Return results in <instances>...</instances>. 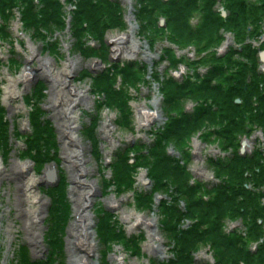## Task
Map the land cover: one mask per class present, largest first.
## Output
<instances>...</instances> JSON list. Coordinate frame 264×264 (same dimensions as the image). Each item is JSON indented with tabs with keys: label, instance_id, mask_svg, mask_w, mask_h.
<instances>
[{
	"label": "rangeland",
	"instance_id": "1",
	"mask_svg": "<svg viewBox=\"0 0 264 264\" xmlns=\"http://www.w3.org/2000/svg\"><path fill=\"white\" fill-rule=\"evenodd\" d=\"M113 1L122 6L126 24L124 23L122 29L106 33L109 56L121 65L137 62L140 68L135 79H130L129 85L124 75L117 78V83L114 84L125 92V105L130 106L131 113V118L127 120L121 119L116 109L106 108L101 98V89H96L91 80H84L85 70L89 69L98 75L105 72L106 66L97 59L98 57L88 60L83 57L79 43L70 29V21L64 18V28L43 24L39 32H36L34 26L28 27L24 24L23 12L28 8L22 5L21 0L14 4L11 16L6 13L0 16V29L6 30V34H0V100L6 133L12 137L11 140L7 139L6 144H0L3 168L19 161L30 164L33 175L40 178H46L45 174L50 168L56 169L58 176L56 182L47 180L34 192L41 196L45 203L42 219L37 224V233L42 243L38 253H35L28 242L22 218L14 208L17 185L12 179H1L0 226L3 230L0 231V264H50L52 260V264L70 262L69 227L75 216L70 194L72 185L62 155L61 135L56 130L54 113L50 110L52 83L46 76L44 66L53 65L58 71L64 64L71 62L76 64V70L69 82L86 92L92 104L80 106L83 108L79 111L86 112L84 122H81L84 125L81 128L80 124L77 130V137L81 142L84 141L87 152L85 168L88 174L85 180L98 185V192L94 194L90 209L96 246L92 253H89V259L94 264H185L188 261H191V264H219L220 252L207 241L219 240L216 247L220 248L223 243L221 237L229 242L239 243L240 249L259 258L264 254V81L258 77V71L264 70V65L256 58L253 79L246 76L247 85L243 88L248 90V96L251 88V91L259 92L257 96L263 97H253L249 105H246L245 101L243 105H237L239 117L226 118L222 112H217L221 113V116L214 120V124L194 123L190 131L184 132L181 130V123L186 118L194 119L200 110L211 115L212 108L226 105L232 100L233 92L242 88L238 82L235 84V76L239 74L231 72L242 60L237 59L231 52L242 50L244 47L237 42L234 34L226 35L227 41L222 45L217 40L210 39L209 35L201 41H191L186 30H202L205 8L203 0H197L201 12H177L180 16L178 22L182 21L179 27L168 22H164L162 26L158 25L159 19L166 17L168 6L174 0H164L166 6H162L163 11H155L138 0ZM62 3L66 14L70 15L71 6L66 0H62ZM148 4L151 5L149 2ZM34 6L37 11L44 8L40 0H35ZM214 10L219 14L221 12L217 5ZM142 14L148 16L153 25L142 22ZM133 29L134 33H130ZM129 33L134 36L132 43L124 42ZM258 35L259 40L262 34ZM119 40H122V44L127 43L124 48L137 46V57L127 60L115 56L114 44H119ZM257 41H248L247 45L259 51L261 45ZM83 42L86 47L92 49H97L100 45L93 36L84 37ZM230 55L235 60H230ZM141 65H144L142 69ZM26 73H30L33 78H28L30 75ZM25 77L27 81H23ZM249 80H253L251 84ZM11 81H21L18 85L20 97L15 102L7 101L5 95ZM171 82L179 87L189 86V90L178 96L174 93L175 87ZM40 88L42 93H39ZM196 91L198 94L193 96ZM173 102H180V107L170 110L168 103L171 105ZM146 105L149 106L147 111L150 110L155 116L150 122L140 121V107ZM37 115H42L46 123L52 124L56 135L53 136L56 148L47 155L42 169L28 156L33 144L29 139L34 137L33 119ZM107 118L111 120L109 128L104 126ZM94 121H97V126L92 132ZM177 131L183 135H177ZM182 136L184 140L180 139ZM244 144L246 147L243 149ZM198 149L201 150L200 153ZM242 150L245 151V156L253 155L254 158L245 161L240 156ZM163 154L171 158L178 171L174 170L175 174L183 173L175 178L183 179H164L167 181L160 187V191L153 172L159 167L158 159ZM125 161L127 164L124 163L117 169ZM212 161H216V166ZM234 162L242 167L245 172L243 177L225 171ZM164 168L165 165L160 167L159 171L162 169L168 174L169 169ZM115 174L119 175L120 186L114 184ZM142 174L144 181L140 180ZM62 180L66 183L65 186L62 185V188L65 187V197L58 195V189H54ZM172 183L179 186L172 185L170 192L168 186ZM221 184L224 188L212 192L214 187ZM166 186L168 191L163 189ZM225 188L240 191L241 200L234 205L227 203L217 210L215 205L222 199L218 192ZM178 191L180 194L176 196ZM195 200L202 202L204 212L214 209V223L219 225V230L209 228L202 235L206 240L198 245L197 251L192 256H186L175 251L176 246L168 233L169 219L160 207L163 202H167L169 207L172 205V209L177 207L178 212L174 213V217L181 218L179 211L187 213ZM61 201L63 204H60ZM112 202L119 203V206L111 204ZM65 206L68 209L67 217ZM131 213L145 219L148 224H155L152 229L128 224L124 218L126 214ZM194 224L193 221L183 219L176 226L189 231ZM7 227H11V234ZM108 227L112 228L109 237H106L107 232L102 234V230ZM118 230H122L129 240L124 245L116 239ZM150 235L156 238L152 242L149 240ZM107 239H111L108 245ZM260 260L258 259V264Z\"/></svg>",
	"mask_w": 264,
	"mask_h": 264
},
{
	"label": "trees",
	"instance_id": "2",
	"mask_svg": "<svg viewBox=\"0 0 264 264\" xmlns=\"http://www.w3.org/2000/svg\"><path fill=\"white\" fill-rule=\"evenodd\" d=\"M40 1L42 2V5L44 6V8L41 9V11H37L34 6L35 0H21L22 5L23 6L25 5V7L28 8L27 10L23 12L24 24L28 27L34 26V29L36 32H39L43 24L46 26L53 25L58 28H64L65 15L63 12V4L61 0H40ZM139 1L140 3H145V5L150 6L152 9H155V11L156 9L163 11L162 3L160 2V0H139ZM148 2L152 6L149 5ZM214 3H215V0L205 1V4L207 7H212ZM231 3L232 5L230 3L229 5L232 6L231 12L232 14H234L235 17H230L228 24L223 25V23L218 18H214L213 20L205 19L204 28L200 32L194 33L189 28L186 30L188 33V36H190L191 41L192 40L196 41L199 39L201 41L206 35H209L210 37H212L214 34L218 33V30L221 27L225 28L226 26L227 28L234 29L233 26H235V28H238L239 26L235 22L237 21L235 20L236 13H239L241 14V16L246 17L247 20L249 21L252 20L254 17H257L258 12L260 15H264V3H262V6L256 9L255 11L252 9L250 5L245 4V2L242 0H232ZM14 4H18L17 0H0V16L5 13L11 16L13 12L12 10L14 9ZM176 4L177 6L175 4L171 5V8H169V11L167 12L165 16L168 18L169 24L175 23L179 27L182 21L180 20L178 22L177 19L178 18L180 19V16L177 12L184 13V14L189 13V11L192 12L196 8V2L190 1V3L186 5H182L180 4V2ZM74 6L77 8V11L74 13L72 31H73V36L75 40H77L79 43V46H80L79 50L81 51V54L85 58L98 57V59L106 63L108 61L109 56H108L107 44L105 41V35L108 31L122 29L124 27L123 9L121 8L120 5L113 3L110 0H78L77 4L74 3ZM141 19H142V22H146V23L152 22L151 19L148 18V16L143 15V14H142ZM186 23H187V20H186ZM150 25H153V23H150ZM183 29H185V26L183 27ZM3 32L6 34V30L0 29V34H2ZM86 36H93L96 41H99L100 45L98 49L91 50L90 48L84 45L83 39ZM180 36L183 37L182 34H180ZM247 59L249 61V64L252 65V67L251 69H249V66H246L245 64H242V65L237 64V67L240 66V68L236 69V71L234 72V73L239 74V76H235V78L237 79L235 83L236 85H237V82L238 84H245L246 76L253 77L254 69H256L254 53L249 52V55L247 54ZM213 71L215 72L216 69H213ZM117 75H124L126 77V83L129 85V83L131 82L130 79L133 78L134 80L135 79L134 77L137 76V72L134 69H130L129 66L127 68L125 67L122 68L120 66L113 65L107 68L105 72L99 74L98 76H93L89 72L85 71L84 80L91 79L94 83L95 88L97 89L98 87L101 89L100 91V94L102 95L101 98L104 100L106 108L116 109L119 112L121 119L127 120L131 118L130 106L127 107L125 105V96H124L125 92L117 91L116 85H114L115 83H117V79H116ZM112 81H114V83H111ZM234 81L235 79H233V82ZM135 82H137V80ZM171 84L174 85L175 90H176L178 85L175 84L174 82H171ZM41 88H44V87L41 86ZM183 88H186V91L189 90V86H186ZM42 91L43 90L41 89L39 93H42ZM257 95L258 93L257 94L252 93L250 96H247L244 99L246 105L250 104L252 97L254 96L258 97ZM122 104H124L125 107ZM223 106L231 107L230 103H226V105H223ZM0 110H1L0 129H3L4 131L7 132L6 124L3 119L4 111L1 107V101H0ZM225 114L228 115L226 118H234V117L240 116L239 115L240 112H238L237 105L231 107L229 111L225 112ZM194 117H195L194 119L186 118L181 123V130H183L184 132L186 130L190 131L193 128L194 123L196 125H198L199 123H202L203 125L209 122L211 124L215 123L214 120H210L205 123V121L208 120L209 115L206 114L205 111L203 110H200ZM196 119L199 121L197 122ZM231 122L233 123L234 120H231ZM231 122L230 124H232ZM33 123H34V137L29 139V140H32L33 142V144L31 145V149H30L31 150L30 155L32 159H35L37 161V166H39L42 169V165H44V163H46L47 161V155L50 154V152L52 150H55L56 148V144L53 141L54 131H53L52 126L49 123H46V120L44 117H42V115H37L36 118L33 119ZM96 126H97L96 124L92 125V128H91L92 132L95 130ZM177 135H183V134L180 131H177ZM221 138L222 137H220V139ZM180 139L184 140V136H182ZM41 141L43 142L40 143ZM6 142H7V139H5L3 143L6 144ZM215 162L216 161H212V164L214 166H216ZM124 163L127 164V161L121 163L117 169L123 166ZM158 164H159V167L156 170H154L153 173L155 175L154 180L156 184L157 182L159 183L158 189L160 191H161L160 187L164 186L165 181L170 180L171 178L173 180H178V181L183 179V178H177V179L175 178L178 175H183V173L181 172L176 173V174L174 173V170L177 171L176 167L171 161V158H169L165 154L159 157ZM164 165H165L164 170L169 169L168 174L164 173L162 169L159 171L160 167ZM232 165L226 168L225 171H230L232 175L234 176L241 175L243 177L245 172L241 169L242 167H240L238 163H235L233 166ZM128 168L129 167L127 166V171H128ZM166 175H168L169 177L165 178ZM164 179H167V180H164ZM232 180L238 184V182L233 177H232ZM118 183H120L119 175L115 174L114 184L120 186ZM65 184H66L65 181L62 180L59 187L57 188L58 195L62 194L65 197V187L62 188L63 187L62 185L65 186ZM172 185L179 186L178 184L172 183L171 185L168 186L170 188V192H171ZM222 188L224 187L222 186L221 188H217V189H222ZM163 189L164 191L165 190L168 191L167 186L164 187ZM215 190L216 189L214 188L212 192H214ZM218 193L221 195L222 199L220 200L218 204L215 205L217 210H220L221 207H223V205H226L227 203L229 205H234L240 202L241 196H242L240 191L238 192L235 190L232 191L227 188L223 189L221 192H218ZM179 194H180V191L177 192L176 196H179ZM60 204H63L62 201L60 202ZM65 209H66L65 217H67V214H66L68 212L67 206H65ZM160 209L161 211H163L165 216L168 217L169 219L170 227L168 229V233L170 235V238L175 243V246H176L175 251H178V253H181L183 255L192 256L197 251L198 245L202 241L206 240V237L202 235L209 228H214V229L219 230V225L214 223V216H215L214 209L212 208L211 212H208V211L204 212V206L202 205L201 201L195 200L192 207L189 208L187 213L179 211V214L182 215L181 218L174 217V213L178 212V208L174 207L172 209V205L171 207H169L167 202H163ZM217 217L219 220H221L219 216ZM183 219H188L195 223L191 230L186 231L182 229L181 227L176 226V224L181 223ZM111 228L112 227L105 228L104 230H102V234H105L107 232L106 237H109V231L111 230ZM116 233H117L116 239L118 240V243L124 245L129 241L127 237L124 235V233L122 232V230H118L116 231ZM218 235H214V236H218ZM221 238L223 240V243L220 246V248L216 247L219 240L210 239L207 241L209 244H211V246H213L217 251L220 252L219 264L220 263L221 264H228V263L229 264L230 263L231 264H258V259H261L259 261V264H264V254L261 255L259 258H257L254 255L247 253L245 250L240 249L239 243H232V242L227 241L223 237ZM110 243H111V239H107L106 245ZM53 262L54 261L52 260L50 264H52ZM185 264H191V261L185 262Z\"/></svg>",
	"mask_w": 264,
	"mask_h": 264
},
{
	"label": "bare ground",
	"instance_id": "3",
	"mask_svg": "<svg viewBox=\"0 0 264 264\" xmlns=\"http://www.w3.org/2000/svg\"><path fill=\"white\" fill-rule=\"evenodd\" d=\"M70 6H71V14L72 19H70V15L66 14L65 7L63 5V12L65 15V19L71 22L70 29L72 31V24L74 20V13L77 11V8L74 6V3L77 4L78 0H66ZM217 7L222 8L221 11H223L224 5H227L222 0H218L216 2ZM67 17V18H66ZM68 27V26H67ZM132 29V27H131ZM134 33V29L132 32ZM130 33L125 37L124 42H131L133 40L132 35ZM118 40V39H117ZM115 41V40H114ZM107 43V42H106ZM119 44H114V55L120 56L121 58H127V60H133V58L137 57V53L139 52V48L135 45H132L133 47L124 48L127 43L122 44V40L118 41ZM35 54V53H34ZM133 57V58H132ZM33 59V58H32ZM35 59L37 60L36 56ZM137 62H132L128 64L130 69H134L136 72L140 71L139 67L137 66ZM76 64L74 63H68L64 64L62 66V69L55 70V66L53 65H45L44 69L46 72V76L49 79V82L52 83V93L50 95V110L54 113V118L56 121V130L61 135V141H62V155L65 160V166L68 170V173L70 175V181H71V200L74 203L73 208V216H74V222L70 224L69 232H70V240H69V253H70V262L69 264H94L91 259H89V253L91 254L96 246L95 239L93 237L92 233V215H91V205L93 203V197L96 192H98V185L95 183H89L85 180L86 174H88V171L85 168V158H86V147L84 145V141H80V139L77 137V130L78 128H82L84 123V116L85 112H80L79 109L83 108L80 107L83 106H91L88 95L83 90L73 86L70 84V79L74 75V71ZM104 65H107V63H104ZM241 65V64H240ZM239 67H234V69H239ZM56 72V73H54ZM124 73V72H123ZM27 75H30V73H26ZM123 75H117L116 79L120 78ZM28 77V76H27ZM27 77H25V80L27 81ZM32 75H30L28 78H31ZM33 78V77H32ZM21 82V81H20ZM18 81H11V85H9L6 88V100L9 102H15L20 96L18 93ZM264 86V84H262ZM57 86H61L59 89ZM244 88V87H243ZM243 88L239 90H235L232 94V100L229 102L231 107L235 105H241L239 103L243 104L244 97L248 94V90H244ZM117 91L124 92L122 89L116 87ZM256 93V91H250V93ZM175 94L181 95V93H186V88H183L182 86H178L176 90L174 91ZM198 92L196 91L193 96H196ZM166 98V97H164ZM166 100V99H165ZM167 101V100H166ZM171 101V100H170ZM180 107V102L175 103L173 102L171 105L168 103V108L170 110L177 109ZM229 106H217L216 108L211 109V114L208 117L207 121L210 120H217L221 116L222 112L226 117L228 116L225 114L226 111H229L231 108ZM149 108L148 105L140 107L139 110V116L140 121L142 122H150L154 119V114L151 113V111H147ZM17 109V108H16ZM85 109V108H84ZM15 112V110H14ZM16 113V112H15ZM97 122V121H94ZM81 124V125H80ZM97 124V123H93ZM92 124V125H93ZM106 124V125H105ZM104 126H108L111 124V120L107 118V121L105 122ZM80 125V127H79ZM109 128V126L107 127ZM110 131V130H109ZM55 135V132H54ZM5 139L11 140L12 137L8 136L6 131L3 129H0V142H4ZM90 142L93 145V141L90 138ZM96 140V139H95ZM200 153V149L197 150ZM29 157H31L28 154ZM32 158V157H31ZM12 164V165H11ZM8 168H3L4 163L0 159V181L1 179H12V181L15 182L17 185V190L15 192L16 197V203L14 205V208L16 212H18L20 218H22V225L23 229L27 235V240L33 247L35 253H38V250L41 247V238L39 234L37 233V224L42 219L43 214V208H44V201L41 196H38L37 193H34L36 188L39 185H42L45 181H47L48 172L45 174L46 178H40L36 175H33L32 168L30 164L27 163H21L19 161H15L11 163ZM49 173L54 178L55 175V169L50 168ZM146 176V174H145ZM144 174H142L141 179L144 181ZM40 187V186H39ZM220 186H217L216 188H219ZM111 204H114L115 206H119V203L112 202ZM3 217V216H2ZM124 220L131 225L134 226H143L146 228H151L155 223L148 224V221L145 219L140 218L139 216L131 214H126ZM150 225V226H149ZM152 225V226H151ZM9 234H11L12 230L11 227H7ZM2 226H0V231H2ZM153 239H156L154 236H149L150 242L153 241ZM175 244V243H174ZM150 246V243H149ZM30 250V249H29ZM117 260L120 261V257L117 256Z\"/></svg>",
	"mask_w": 264,
	"mask_h": 264
}]
</instances>
